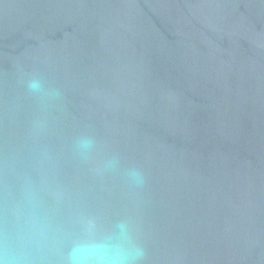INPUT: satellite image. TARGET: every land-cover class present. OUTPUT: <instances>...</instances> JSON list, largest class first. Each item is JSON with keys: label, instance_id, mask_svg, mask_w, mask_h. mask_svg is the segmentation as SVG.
I'll use <instances>...</instances> for the list:
<instances>
[{"label": "water", "instance_id": "obj_1", "mask_svg": "<svg viewBox=\"0 0 264 264\" xmlns=\"http://www.w3.org/2000/svg\"><path fill=\"white\" fill-rule=\"evenodd\" d=\"M118 224L132 264H264V0H0V261Z\"/></svg>", "mask_w": 264, "mask_h": 264}, {"label": "clouds", "instance_id": "obj_2", "mask_svg": "<svg viewBox=\"0 0 264 264\" xmlns=\"http://www.w3.org/2000/svg\"><path fill=\"white\" fill-rule=\"evenodd\" d=\"M29 86L38 90L40 84L32 81ZM140 255L142 250L130 246L127 225L118 224L112 232L104 234L89 227L71 242L62 264H132Z\"/></svg>", "mask_w": 264, "mask_h": 264}]
</instances>
